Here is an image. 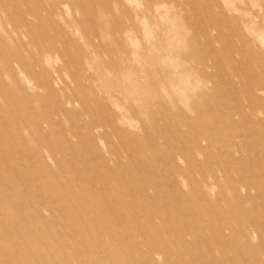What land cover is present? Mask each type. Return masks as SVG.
<instances>
[{
	"label": "rangeland",
	"instance_id": "374dc122",
	"mask_svg": "<svg viewBox=\"0 0 264 264\" xmlns=\"http://www.w3.org/2000/svg\"><path fill=\"white\" fill-rule=\"evenodd\" d=\"M0 264H264V0H0Z\"/></svg>",
	"mask_w": 264,
	"mask_h": 264
},
{
	"label": "bare ground",
	"instance_id": "6f19581e",
	"mask_svg": "<svg viewBox=\"0 0 264 264\" xmlns=\"http://www.w3.org/2000/svg\"><path fill=\"white\" fill-rule=\"evenodd\" d=\"M48 188V187H47Z\"/></svg>",
	"mask_w": 264,
	"mask_h": 264
}]
</instances>
